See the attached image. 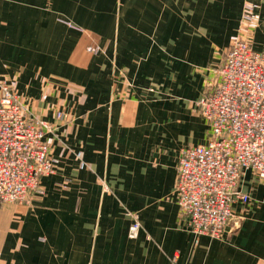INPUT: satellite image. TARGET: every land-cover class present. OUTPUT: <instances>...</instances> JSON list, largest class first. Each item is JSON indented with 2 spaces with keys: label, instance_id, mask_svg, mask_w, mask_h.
I'll return each mask as SVG.
<instances>
[{
  "label": "crops",
  "instance_id": "0c3cea01",
  "mask_svg": "<svg viewBox=\"0 0 264 264\" xmlns=\"http://www.w3.org/2000/svg\"><path fill=\"white\" fill-rule=\"evenodd\" d=\"M229 1L0 0V77L49 123L54 159L43 194L0 203V264H264V184L246 175L221 239L190 231L174 192L246 5L264 52V0Z\"/></svg>",
  "mask_w": 264,
  "mask_h": 264
},
{
  "label": "built area",
  "instance_id": "2783aa9c",
  "mask_svg": "<svg viewBox=\"0 0 264 264\" xmlns=\"http://www.w3.org/2000/svg\"><path fill=\"white\" fill-rule=\"evenodd\" d=\"M241 20L245 33L255 20L249 5ZM244 36L235 37L196 102L209 128L208 141L183 148L176 167V202L197 236L222 238L232 205L250 199L240 189L247 174L264 184V52ZM49 128L0 77V203H23L34 193L43 194L40 179L54 172L44 140ZM126 215L131 220L128 237L136 238L139 215Z\"/></svg>",
  "mask_w": 264,
  "mask_h": 264
},
{
  "label": "rangeland",
  "instance_id": "374dc122",
  "mask_svg": "<svg viewBox=\"0 0 264 264\" xmlns=\"http://www.w3.org/2000/svg\"><path fill=\"white\" fill-rule=\"evenodd\" d=\"M212 1H213V3H215L216 1H222V0H212ZM227 1H229V0H227ZM231 1H232V0H230L228 4H230ZM243 1H244V0H243ZM247 1H249V0H247ZM209 2H210V1H209ZM216 5H217V4H216ZM122 6H127V5H122ZM96 7H99V5L97 4ZM207 7H209V4L207 5ZM239 21H240V22H239L238 28L241 27V22H242V20L240 19ZM254 22H255V20H252L251 22H249V24H248L249 27H250L251 24L254 23ZM245 28H247V27H245ZM248 29H249V28H248ZM247 32H248V30H247ZM247 32H245V34H246ZM234 40H235V38L232 39L231 43H232ZM231 43H230V45H231ZM230 45H229V46H230ZM229 46H228V48H229ZM228 48H227V49H228ZM227 49L223 52V54H222V56H221V58H220V61H221V59L223 58V56L225 55V52L227 51ZM220 61H219V63H220ZM3 78H4V77H3ZM5 79H7V78H5ZM7 80L12 84L11 80H9V79H7ZM12 85H13V84H12ZM204 122L206 123L205 119H204ZM206 125H207V123H206ZM6 203H7V202H6Z\"/></svg>",
  "mask_w": 264,
  "mask_h": 264
}]
</instances>
